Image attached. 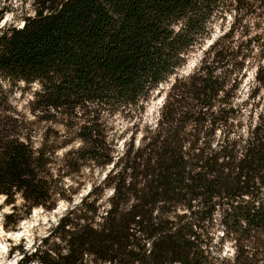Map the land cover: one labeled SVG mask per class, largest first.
<instances>
[{"label":"trees","instance_id":"obj_1","mask_svg":"<svg viewBox=\"0 0 264 264\" xmlns=\"http://www.w3.org/2000/svg\"><path fill=\"white\" fill-rule=\"evenodd\" d=\"M11 6L0 0V22ZM31 6L23 26L0 29V197L11 208L4 228L16 231L36 208L53 211L70 192L65 179L104 175L33 253L18 248L19 264H264V98L245 119L236 116L240 107L220 98L226 84L216 74L229 67L230 48L220 42L237 25H248L242 37L260 28L264 0ZM230 23L196 73L174 82L154 122L142 124L160 88L216 25ZM257 82L264 89V78ZM4 83L39 87L27 114L14 110ZM118 117L141 127L138 143L132 133L121 152L112 136Z\"/></svg>","mask_w":264,"mask_h":264},{"label":"rangeland","instance_id":"obj_2","mask_svg":"<svg viewBox=\"0 0 264 264\" xmlns=\"http://www.w3.org/2000/svg\"><path fill=\"white\" fill-rule=\"evenodd\" d=\"M11 8L13 10L12 12L4 14V18L0 22V29H4L8 26H16L19 28L22 25V15L33 14L31 0H12ZM246 26H248L246 23L237 25L233 32V36L228 40L220 42L219 45L224 44L230 48L229 56L226 61L229 63V67H227L224 73H221L220 70L216 73L220 77L219 81L226 84L224 94H222L220 98H224L225 100L230 99L233 102V107H240V110H238L235 115L239 117L244 116V119L251 110V105L259 103L260 100L264 98V89H262L261 85L257 82V78H264V24H262L260 28H254L255 30L249 35L242 37L238 34V31L243 30ZM252 26L253 25H250L249 27L251 28ZM221 28H223V26H221ZM230 28H232V23L226 24L224 27L225 30L223 31H220V27L216 25L214 36L206 40L200 49L189 56L186 66L179 70L177 75L170 78L168 83L160 88L162 94L147 104L146 112L143 115V122H141L142 124L154 122L165 96L167 94L172 96L170 88L174 82L176 80L185 82L196 73L203 59L205 50ZM235 79H237V82L234 83L233 86V80ZM4 85L6 89L10 91L9 101L14 110L20 114H27L28 105L34 98L33 93L37 91L39 87L36 84L27 86L24 83H19L12 88L9 87L7 83H4ZM253 90L257 91V96L250 100L249 97ZM138 122L139 119L127 121L122 117H118L112 122L115 128L112 131V136L117 132V137L114 139H116L115 142L117 143L118 152L122 151L124 142L128 141L132 133H136V143H138L141 138V127L137 130L133 126ZM216 134L219 136L218 132ZM119 135L121 137L118 139ZM103 175L104 174L97 169L92 171L84 170V172L79 177H75L73 181L65 179L64 183L66 187L70 189V192L65 193L66 200H61L53 211L47 212L41 208L32 210L31 214L20 222L16 231H8L4 228L3 215L10 213L11 208L5 206L4 198L0 197V244L2 246V249H0V264H19L22 253H20L18 248H21L28 254L33 253L34 249L39 245L40 240L48 236L50 230L57 224V221L64 215L69 206L78 204L80 199L88 193L90 186L101 180ZM109 195L110 192L108 191L105 197L107 198ZM16 205L19 209L18 214L24 215L25 209L21 208V200H18ZM18 232H20L19 235L16 234ZM220 235L221 232L218 231L211 246H215L219 242ZM14 248L17 250H14ZM231 254L232 247L229 243H226L223 246L222 255L229 256ZM29 264L37 263L32 262Z\"/></svg>","mask_w":264,"mask_h":264},{"label":"bare ground","instance_id":"obj_3","mask_svg":"<svg viewBox=\"0 0 264 264\" xmlns=\"http://www.w3.org/2000/svg\"><path fill=\"white\" fill-rule=\"evenodd\" d=\"M17 235H19L20 234V232H18V233H16ZM0 249H2V246H1V244H0Z\"/></svg>","mask_w":264,"mask_h":264},{"label":"snow or ice","instance_id":"obj_4","mask_svg":"<svg viewBox=\"0 0 264 264\" xmlns=\"http://www.w3.org/2000/svg\"><path fill=\"white\" fill-rule=\"evenodd\" d=\"M21 26H23V25H21ZM5 211H7V210H5Z\"/></svg>","mask_w":264,"mask_h":264}]
</instances>
